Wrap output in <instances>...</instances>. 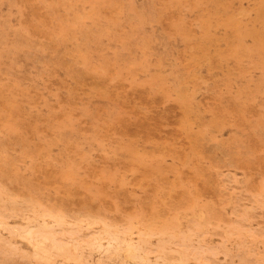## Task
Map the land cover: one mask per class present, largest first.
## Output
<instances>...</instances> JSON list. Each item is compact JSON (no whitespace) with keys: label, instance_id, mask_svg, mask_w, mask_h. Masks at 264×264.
<instances>
[{"label":"rangeland","instance_id":"374dc122","mask_svg":"<svg viewBox=\"0 0 264 264\" xmlns=\"http://www.w3.org/2000/svg\"><path fill=\"white\" fill-rule=\"evenodd\" d=\"M0 264H264V0H0Z\"/></svg>","mask_w":264,"mask_h":264}]
</instances>
